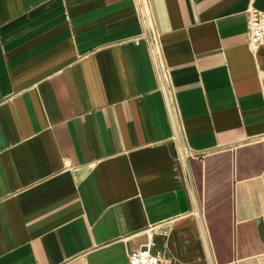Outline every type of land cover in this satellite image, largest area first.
Listing matches in <instances>:
<instances>
[{
  "label": "crops",
  "instance_id": "1",
  "mask_svg": "<svg viewBox=\"0 0 264 264\" xmlns=\"http://www.w3.org/2000/svg\"><path fill=\"white\" fill-rule=\"evenodd\" d=\"M0 0V264H264V0Z\"/></svg>",
  "mask_w": 264,
  "mask_h": 264
},
{
  "label": "built area",
  "instance_id": "2",
  "mask_svg": "<svg viewBox=\"0 0 264 264\" xmlns=\"http://www.w3.org/2000/svg\"><path fill=\"white\" fill-rule=\"evenodd\" d=\"M137 15L147 27L149 20L148 0H134ZM248 43L255 47L264 45V10L248 9ZM128 264H172L171 259L160 251H153L150 243L132 251L128 255Z\"/></svg>",
  "mask_w": 264,
  "mask_h": 264
}]
</instances>
